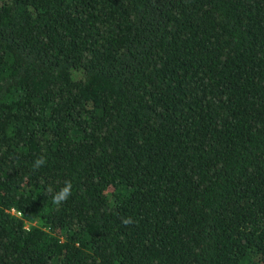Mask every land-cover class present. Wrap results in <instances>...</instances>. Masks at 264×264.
Listing matches in <instances>:
<instances>
[{
    "label": "trees",
    "instance_id": "trees-1",
    "mask_svg": "<svg viewBox=\"0 0 264 264\" xmlns=\"http://www.w3.org/2000/svg\"><path fill=\"white\" fill-rule=\"evenodd\" d=\"M0 264H264V0H0Z\"/></svg>",
    "mask_w": 264,
    "mask_h": 264
},
{
    "label": "clouds",
    "instance_id": "clouds-1",
    "mask_svg": "<svg viewBox=\"0 0 264 264\" xmlns=\"http://www.w3.org/2000/svg\"><path fill=\"white\" fill-rule=\"evenodd\" d=\"M46 164V160L43 156H38L35 161L33 162V169H38ZM72 182L70 180H65L63 182V186L60 187L58 190L54 191L51 186L47 188V192L52 196L51 203L55 206H59L63 202H65L72 194ZM23 212H17L18 217H23ZM125 225L133 223L132 219L125 218L122 221Z\"/></svg>",
    "mask_w": 264,
    "mask_h": 264
},
{
    "label": "built area",
    "instance_id": "built-area-1",
    "mask_svg": "<svg viewBox=\"0 0 264 264\" xmlns=\"http://www.w3.org/2000/svg\"><path fill=\"white\" fill-rule=\"evenodd\" d=\"M10 211L12 212L13 211V209H10ZM18 212V211H17ZM17 212H15V214L17 215Z\"/></svg>",
    "mask_w": 264,
    "mask_h": 264
},
{
    "label": "rangeland",
    "instance_id": "rangeland-1",
    "mask_svg": "<svg viewBox=\"0 0 264 264\" xmlns=\"http://www.w3.org/2000/svg\"><path fill=\"white\" fill-rule=\"evenodd\" d=\"M11 212V211H10ZM13 212V211H12ZM25 226H27V224H25Z\"/></svg>",
    "mask_w": 264,
    "mask_h": 264
}]
</instances>
